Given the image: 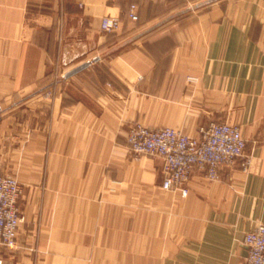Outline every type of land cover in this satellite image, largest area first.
Segmentation results:
<instances>
[{
  "label": "crops",
  "instance_id": "0c3cea01",
  "mask_svg": "<svg viewBox=\"0 0 264 264\" xmlns=\"http://www.w3.org/2000/svg\"><path fill=\"white\" fill-rule=\"evenodd\" d=\"M167 4L0 0V110L41 90L0 115V169L24 183L4 264L244 263L246 232L264 224V0H223L93 60L103 17L130 37L187 7ZM214 120L241 128L249 164L216 180L195 169L187 195L128 141L135 122L198 136Z\"/></svg>",
  "mask_w": 264,
  "mask_h": 264
},
{
  "label": "built area",
  "instance_id": "2783aa9c",
  "mask_svg": "<svg viewBox=\"0 0 264 264\" xmlns=\"http://www.w3.org/2000/svg\"><path fill=\"white\" fill-rule=\"evenodd\" d=\"M130 17L138 19L136 5H132ZM121 20L117 16H105L102 28L117 31ZM128 141L136 156L157 155L163 159L165 189L189 193V180L195 169L201 170L210 180L220 177L221 169L244 159L247 167V140L239 126L224 120H214L202 128L200 135L193 136L181 129L163 126L149 127L141 122L131 125ZM23 194L21 182L14 176L0 174V246L14 249L23 215L20 198ZM249 251L243 264H264V224L259 223L245 234ZM0 264H4L0 258Z\"/></svg>",
  "mask_w": 264,
  "mask_h": 264
},
{
  "label": "water",
  "instance_id": "95a60500",
  "mask_svg": "<svg viewBox=\"0 0 264 264\" xmlns=\"http://www.w3.org/2000/svg\"><path fill=\"white\" fill-rule=\"evenodd\" d=\"M214 1H217V0H202V1L196 2V3L193 4V5L187 6V7L182 8V9L176 11V12H173V13L167 15L166 17L162 18L161 20L157 21L156 23H154V24L148 26L147 28L143 29L142 31H140V32H138V33H136V34H134V35H132V36H130V37H128V38L122 40L121 42L115 44V45L112 46L111 48H109V49H107L106 51L102 52L101 54L95 56V57L93 58V60H94V61H97V60H99V59H101V58H104V57H106V56H108V55L114 53L115 51H117V50L123 48L124 46H126V45H128V44L134 42L135 40L139 39L140 37H142L143 35L147 34L148 32H150V31L156 29L157 27L163 25L164 23H166V22L172 20L173 18H175V17H177V16H180V15H182V14H184V13H187V12L193 10V9H197V8L202 7V6H205V5H207V4H209V3H212V2H214ZM91 62H92V61H87V62H85V63H83V64L77 66L76 68L70 70L69 72L66 73L65 77H69V76H71L72 74H74V73H76V72L82 70L83 68L87 67ZM40 91H41V90H37V91H35V92L29 94L28 96H26V97L20 99V100L17 101L15 104H13V105H11V106H8V107H6V108L0 110V115H1L2 113H4L5 111L11 109L13 106L18 105V104H21V103H23L24 101L28 100L29 98L33 97L34 95L38 94Z\"/></svg>",
  "mask_w": 264,
  "mask_h": 264
},
{
  "label": "rangeland",
  "instance_id": "374dc122",
  "mask_svg": "<svg viewBox=\"0 0 264 264\" xmlns=\"http://www.w3.org/2000/svg\"><path fill=\"white\" fill-rule=\"evenodd\" d=\"M197 1H200V0H168V4H167V8H166L165 14H168L171 11L173 12L176 9L188 6L190 4H193V3L197 2ZM222 1L223 0L218 1L216 3H213L212 5H209L207 7L200 8V9H197V10H193V11H191V12H189V13L183 15V16H180L178 18H175V19L171 20L170 22H168V24H177V23L187 22L186 20L188 18H192L193 16H196L195 14H199L200 12L209 9L212 6L221 3ZM117 31H112V32L111 31H106V32H109L110 34H108L107 36H102L101 42H100L101 45H100V48H99L98 51H100V52L105 51L110 46H112L114 44H117V43L121 42L122 40L126 39L128 37V35H129V34H118ZM97 66L98 65H95V68ZM51 67H52L51 70L54 72L55 75L56 74L59 75L60 73L63 72V65L59 64L58 62L53 63V65ZM0 174H8V175H12V176L16 177L21 182V184L23 186V189H24V183L20 180V178L18 176H15L12 173H5V171H3L1 169H0Z\"/></svg>",
  "mask_w": 264,
  "mask_h": 264
}]
</instances>
